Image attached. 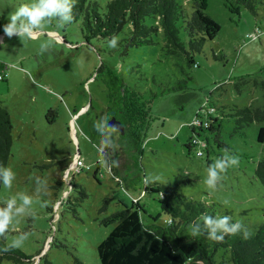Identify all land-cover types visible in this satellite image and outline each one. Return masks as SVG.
<instances>
[{
	"label": "rangeland",
	"instance_id": "rangeland-1",
	"mask_svg": "<svg viewBox=\"0 0 264 264\" xmlns=\"http://www.w3.org/2000/svg\"><path fill=\"white\" fill-rule=\"evenodd\" d=\"M97 1L104 5L107 0ZM178 1L190 11L192 0ZM201 1L219 29L194 54L195 64L188 69L196 96L178 109L170 93L156 94L140 147L125 128L115 136L112 175L100 158L101 137L94 129L98 114L117 102L118 80L143 97L157 93L159 81L172 82L179 75L173 59H166L156 44L125 53L119 35L85 38L76 21L62 29L53 22L31 38L9 39L3 25L28 0H0V74L6 73L0 78V103L12 125L5 167L16 174L11 189L1 182L0 204L17 193L33 196L31 214L17 217L3 238L12 243L27 232L19 248L32 255L33 264H73L75 257L98 264L96 246L114 226L101 219L124 205L142 208L144 223L165 224L167 214L155 193L143 191V180L176 184L182 194L212 205L215 216L229 215L249 228L264 220V180L255 174L263 157L256 135L264 120L235 130L232 115L235 106L263 103L264 89L254 80H264V59H258L264 57V0L255 1L254 12L244 6L231 11L224 0ZM180 36L185 38L182 30ZM41 44H48V50L41 52ZM239 77L248 80L237 89ZM207 101L216 107L212 113L218 130L199 131L205 143L187 152L188 124L196 113H204ZM116 109L115 104L106 114L118 120ZM225 149L238 155L240 163L229 168L215 190L209 189L207 166ZM77 151L83 165L73 167ZM36 177L47 181L48 195L35 194ZM0 264L18 263L2 259Z\"/></svg>",
	"mask_w": 264,
	"mask_h": 264
},
{
	"label": "trees",
	"instance_id": "trees-1",
	"mask_svg": "<svg viewBox=\"0 0 264 264\" xmlns=\"http://www.w3.org/2000/svg\"><path fill=\"white\" fill-rule=\"evenodd\" d=\"M255 1L224 0L231 11L244 6L252 12ZM74 21L78 22L85 38L112 39L119 35L125 53L129 48L156 44L160 53L166 59L172 58L173 64L177 66L178 77L172 82L167 79L159 81L158 92L152 93L149 98L143 97L132 85L118 80L117 102L113 105L117 106L118 120L125 128V134L138 147L145 138L150 103L156 94L170 93V100L178 109L196 96V91L189 85L192 76L188 69L195 64L194 54L199 53L204 42L212 39L219 29L218 23L203 9L201 0H192L189 12L178 0H107L104 5L97 0H78L74 8ZM180 30L185 33V38L180 36ZM101 69L102 64L98 71ZM151 79L155 81L154 76ZM247 80L246 77H239L236 88L240 89ZM254 83L264 89V80H254ZM207 103L214 112L215 105ZM113 105L102 109L98 118L107 115L106 111ZM232 115L235 130L253 121L264 120V94L261 105L235 106ZM216 122L217 117L210 113L205 125L188 124L190 134L185 143L187 152L196 146L192 139L199 138V131L218 130ZM11 128L8 110L0 103V165L3 166L10 152ZM256 138L262 144L263 157L257 162L255 174L263 181V125L259 127ZM98 148L100 158L107 162L112 175L115 174L117 152L113 147L104 148L101 143ZM142 189L157 195L161 211L167 214L165 224L144 223L139 213L142 208L136 203L134 206L124 205V208L103 217L101 222H113L114 226L96 246L98 264H264V220L250 228L244 225L251 234L247 239L238 234L225 236L222 242H215L207 238L206 232L199 236L191 233L192 225L202 222L203 214L215 216L212 205L182 194L176 184L143 180ZM10 244L0 237V248ZM2 259L18 264L34 263L32 255L20 248L0 254V261ZM73 264L85 263L75 257Z\"/></svg>",
	"mask_w": 264,
	"mask_h": 264
},
{
	"label": "clouds",
	"instance_id": "clouds-1",
	"mask_svg": "<svg viewBox=\"0 0 264 264\" xmlns=\"http://www.w3.org/2000/svg\"><path fill=\"white\" fill-rule=\"evenodd\" d=\"M77 2L78 0H28L27 3L20 4L14 12L9 14L7 23L3 25V33L9 39L13 36L31 38L53 22H55L57 29H62L74 21V8ZM115 44V40L110 42V46L114 47ZM48 47V44H41V52L47 51ZM258 59H264V57ZM110 119V116L103 115L94 123V129L101 137L100 143L104 148L114 147V138L119 133L118 125L110 124ZM239 163L240 157L225 149L222 156L217 157L207 166L205 179L207 187L215 190L229 168L237 167ZM15 179L16 174L11 167L0 165V182L5 188L11 189ZM35 180V194L37 196L48 195L47 181L39 177H36ZM32 205L33 196L26 193H17L4 200L0 204V237L9 232L17 217L30 215ZM201 221L192 225L191 233L193 236L203 235L206 232L208 239L222 242L228 235L242 234L245 239L251 235L241 221L233 222L229 215L211 216L203 214ZM27 238V232L19 233L10 245L0 248V254L19 248Z\"/></svg>",
	"mask_w": 264,
	"mask_h": 264
},
{
	"label": "built area",
	"instance_id": "built-area-1",
	"mask_svg": "<svg viewBox=\"0 0 264 264\" xmlns=\"http://www.w3.org/2000/svg\"><path fill=\"white\" fill-rule=\"evenodd\" d=\"M251 33H248V36H250ZM6 67V66H5ZM6 73L4 72V74H0V78H2L3 76H5ZM204 113L203 114H199V113H196L193 120L190 122L192 124H198V125H205L207 123V120H208V115L210 113L213 112V108L211 106H206L204 105ZM192 141L198 145L199 143H205V139H200V138H193ZM195 154L196 155H201L202 154V150L200 148H196L195 149ZM83 165V162L82 160L78 157V154H75V157H74V160L73 162L71 163V166L73 167H77V166H81Z\"/></svg>",
	"mask_w": 264,
	"mask_h": 264
},
{
	"label": "water",
	"instance_id": "water-1",
	"mask_svg": "<svg viewBox=\"0 0 264 264\" xmlns=\"http://www.w3.org/2000/svg\"><path fill=\"white\" fill-rule=\"evenodd\" d=\"M109 123L110 124H113V123L117 124L118 127H119V133H123V128L124 127H123L122 123L119 120H117L113 116H111V119H110ZM76 154H78V151L76 152Z\"/></svg>",
	"mask_w": 264,
	"mask_h": 264
},
{
	"label": "flooded vegetation",
	"instance_id": "flooded-vegetation-1",
	"mask_svg": "<svg viewBox=\"0 0 264 264\" xmlns=\"http://www.w3.org/2000/svg\"><path fill=\"white\" fill-rule=\"evenodd\" d=\"M108 116H110V117H111L112 115H108Z\"/></svg>",
	"mask_w": 264,
	"mask_h": 264
},
{
	"label": "crops",
	"instance_id": "crops-1",
	"mask_svg": "<svg viewBox=\"0 0 264 264\" xmlns=\"http://www.w3.org/2000/svg\"><path fill=\"white\" fill-rule=\"evenodd\" d=\"M0 34H2V33H0Z\"/></svg>",
	"mask_w": 264,
	"mask_h": 264
}]
</instances>
